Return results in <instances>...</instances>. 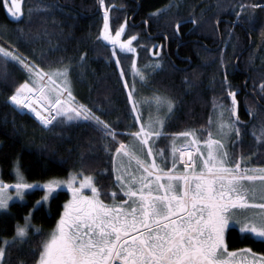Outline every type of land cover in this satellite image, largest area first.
<instances>
[{
  "label": "trees",
  "instance_id": "1",
  "mask_svg": "<svg viewBox=\"0 0 264 264\" xmlns=\"http://www.w3.org/2000/svg\"><path fill=\"white\" fill-rule=\"evenodd\" d=\"M104 3L110 30L115 32L124 24L129 31L124 35L136 37L132 42L139 66L155 59L151 48L153 51L161 48L162 56L158 58L161 67L145 74L150 88L176 101L167 131L173 134L195 129L204 137L206 131L201 130L210 129L215 109L230 108L232 98L228 92H235L240 133L230 136L229 152L234 161L245 157L244 166L264 168L261 87L264 0H104ZM254 4L260 7H251ZM23 5L25 18L11 22L0 0V29L9 38L5 45H12L15 48L12 52L43 70L70 63L69 78L75 100L62 95L61 98L74 107L86 105L116 130L117 140L124 142L125 134L133 132L135 125L110 46L98 39L103 24L100 0H23ZM36 7L39 9L33 10ZM36 11L39 14H33ZM128 54L117 53L121 64L127 65L126 78L132 58ZM6 69L20 82L35 80L17 62H7ZM48 87L45 95L54 99L57 92ZM13 93L0 78V180L13 182L15 163L19 161L27 182L66 178L70 173L82 171L94 176L102 191L119 192L113 187L115 145L92 125L93 120L57 123L63 120L57 117L53 122L56 127L49 131L32 115L14 109L8 99ZM105 145L110 146L109 151ZM57 193L47 206L33 209L31 223L42 229V234L30 230L27 243L8 248L5 264H19L20 260L33 264L37 259L34 251L55 227L63 205L69 200L67 191ZM42 195V191L28 192L24 201L11 203L0 213V240L14 235L16 226L23 224L24 217ZM225 242L228 251L249 248L264 254V242L240 234L236 228L227 231Z\"/></svg>",
  "mask_w": 264,
  "mask_h": 264
},
{
  "label": "snow or ice",
  "instance_id": "2",
  "mask_svg": "<svg viewBox=\"0 0 264 264\" xmlns=\"http://www.w3.org/2000/svg\"><path fill=\"white\" fill-rule=\"evenodd\" d=\"M22 2L11 0L9 3V0H4L9 14L17 20L23 16ZM100 3L103 5L104 0H100ZM251 7L260 5L254 4ZM241 8L243 10L244 6ZM104 20L101 37L115 46L124 30L123 26L112 36L107 11ZM135 39L133 36L127 42L120 43L121 51H134L131 42ZM113 55H116L115 51ZM0 57V63L15 61L22 65L30 77H35L34 83L39 84L45 76L51 83H54V76L62 78L64 88L57 91L54 99H48L45 95V86L29 87L27 81L19 85L8 98L18 108L34 112L45 129L51 131L56 127L53 122L57 117H66L68 122L83 118L93 120L104 137L117 140L116 130L86 105L64 107L67 101L61 100L62 92H67L68 97L75 100L70 88V63L51 72H44L34 62L26 63L19 55L3 46H0ZM116 63L119 65V60ZM132 67L143 81L146 78L144 73L135 63ZM145 67L156 71L161 64L156 61ZM261 87L264 89V85ZM34 91L40 93L37 98L39 101H46L42 107L49 113L47 116L37 111L25 95ZM228 95L232 97L233 105L228 111L231 116H235L236 93L229 91ZM151 99L156 106L155 119L150 116L139 130L129 132L132 138L129 144L117 141L119 147H116L112 155V171L115 174L113 187L119 192L102 191L91 175L83 176L79 187H76L77 176H82V171L70 173L65 181L52 179L44 184H29L25 182L19 161L14 167L16 183L9 185L0 180V211L6 210L12 199L8 195L10 188L15 190L20 200L24 199L25 190L44 191V195L36 201L35 210L43 207L50 198H55L58 189L63 190L66 186L71 192L72 198L63 205L64 211L55 229L41 240L39 248L34 251L38 258L33 264H234L236 253L229 252L225 243V234L229 229L238 227L240 234L264 242V168H242L246 158L241 156L234 161L226 143L221 139H213V133L208 129L201 130L207 132V139L202 141L207 149L205 156L198 146L201 138L197 130L192 129L174 134L188 139L189 143L178 148L173 142L172 168L165 172L156 163L150 139L165 135V120L173 113L176 101L160 95ZM56 105L61 107L57 108ZM162 108H166L164 117L159 115ZM50 109L55 111V115H51ZM133 110H136L135 105ZM231 116L225 121L221 111L217 122L219 136H239V118L232 120ZM140 119L136 117L137 122ZM105 150L109 151L110 146L105 145ZM177 152L179 161L184 165L182 174L174 173ZM141 153L153 157L151 162L141 158ZM156 154L161 158L164 156L163 150H157ZM196 154H199L198 158ZM118 157L121 161L119 164ZM124 158H127V163ZM132 161L136 165L134 170ZM86 188L91 190V195L84 194L82 190ZM119 193H123L127 199L119 197ZM102 196L110 199L111 203H105ZM249 212L250 215L247 214ZM24 220V226H16L11 240H0V264H5L8 248L27 243L30 230L36 235L42 234V229L32 225L31 214L24 217ZM241 252L251 255L252 259L247 264H264V256L257 258L251 249ZM19 264H25V261L20 260Z\"/></svg>",
  "mask_w": 264,
  "mask_h": 264
},
{
  "label": "rangeland",
  "instance_id": "3",
  "mask_svg": "<svg viewBox=\"0 0 264 264\" xmlns=\"http://www.w3.org/2000/svg\"><path fill=\"white\" fill-rule=\"evenodd\" d=\"M10 3V2H9ZM5 5V4H4ZM100 8H101V10H102V17H103V24H102V28H101V32H100V38H101V40H102V42H103V44H107V45H109L110 46V51H111V55L113 56V58L112 59H114L115 60V62L117 61V60H119L120 58H119V56L117 55V53L119 52V53H121V54H125V53H129L128 55H131V62L129 63V66H128V69L130 70L129 71V74H128V78H126V77H124V75L123 76H121V71H123V73H124V71H125V69H127V65L125 64V63H122L121 64V62L119 61V65L116 63V65H117V67H118V70H119V73H120V77H121V80H122V82H123V85L125 86V85H127V86H125V88H126V92H127V97H128V100H129V104H130V108H131V117H132V119H133V122L135 123V124H139L140 122H142V121H144V120H147V117H146V115H147V113H151L149 116H151L153 119H155V117H156V115H157V113H156V106H155V102L151 99L153 96H155V95H160V96H165V95H163V94H161V93H158V92H156V91H154L152 88H150L149 86H148V84H147V76H146V74H145V71H152V68H150V67H145L146 65H152V64H154L156 61H159V62H161L160 60H158V58L159 57H161L162 55H161V48L159 49L158 47H156L157 49H156V51H153V49L151 48V50L150 51H152L151 53H152V56H154V60L153 61H151V62H148V63H145V64H143L142 66H139V64H138V59H137V52H136V47L133 45V42H131V47L134 49V51H127V50H124V51H121V48H120V43H124V42H127L128 40H129V38L128 37H126L125 35H124V32L125 31H127V30H125V25L123 24V25H121V26H123V32L121 33V36L119 37V41H118V43L115 45V46H113L112 44H111V42L110 41H105V40H103V38L101 37V33H102V31H103V29H104V24H105V20H104V15H105V11H107L108 12V10H107V7H106V5H105V3H103V5H101V3H100ZM121 26L117 29V30H119L120 28H121ZM108 27H109V24H108ZM116 30V31H117ZM115 31V32H116ZM109 32H110V34L112 35V36H115V32H112L111 30H110V28H109ZM127 32H129V31H127ZM8 40H9V38L7 37V34H6V32H5V30H3V29H0V46H3V47H6V46H8V49L10 50V51H15V48L12 46V45H5L7 42H8ZM154 48V47H153ZM113 51H115V53H116V55L114 56L113 55ZM23 59V58H22ZM0 61H2V57H0ZM25 61H27L28 63H31V61L30 60H28V59H25ZM133 63H135V65H136V67L137 68H139L143 73H144V75H145V77H147V78H145L143 81L139 78V76H137L136 74H135V70L133 69V67H132V65H133ZM19 64V63H18ZM63 66H60V67H55V68H53V69H49V70H43L44 72H51V71H53V70H55V69H59V68H62ZM17 75H19V73H18V71H17V73H16ZM148 74V73H147ZM0 78H1V80L7 85V86H9L12 90H13V92H15V89L17 88V87H19V85H21V84H23V83H25V82H20L19 81V79L18 78H16L15 76H13V75H11L8 71H7V69H6V63H0ZM70 79V78H69ZM53 80H54V83H51V82H49V80H48V77L47 76H45V78H44V80H43V84L40 82L39 84H37V83H34V81L35 80H30L29 79V81H27L28 83H29V87H33V88H38V87H40L41 85H43V86H45V88H47V85L51 88L50 90H54L55 92H57V91H62L63 90V88H64V83H63V80H62V78H59V77H53ZM48 87V88H49ZM70 88H71V81H70ZM52 90V92H54ZM49 92V91H48ZM51 92V91H50ZM54 92V93H55ZM129 93H131V98L129 97ZM56 94V93H55ZM25 95L26 96H31V97H34L35 96V98H36V101H37V103L39 104V106H42V104H43V102H41V101H39L37 98L39 97V95H37V92L36 91H34V92H32V93H25ZM62 96L64 97V98H66V99H69V100H71L69 97H68V94H67V92H62ZM61 98V97H60ZM232 98V97H231ZM30 99H33V98H30ZM61 100L62 101H64L62 98H61ZM135 105V108H136V110L134 111L133 110V106ZM141 106H142V108H141ZM232 103H231V106H230V108H228V109H231L232 108ZM59 107H61V105H59V106H57V108H59ZM228 109L227 108H222L221 106H218L216 109H215V111H214V114H212L213 115V117H212V119H211V121H212V123L210 124V129L209 130H211L212 131V133H213V139H221L222 140V142H224V143H226V145H227V150L228 151H230L229 150V148H228V144H229V140H230V137L229 138H224V137H221V136H219L218 134H217V122H218V119H219V117H220V113H221V111H223V119L225 120V121H228L229 120V117L231 116V113L228 111ZM236 109H237V104L235 105V112H236ZM51 110V109H50ZM32 112V111H31ZM33 114H34V112H32ZM165 113H166V108H162L161 109V111L159 112V115L161 116V117H164V115H165ZM47 114H49V113H47ZM51 115H55V111L54 110H51ZM45 116H47V115H45ZM141 117V119H140V121L139 122H137L136 121V117ZM169 116H171V114H169ZM35 119H36V121L37 122H39L40 124H41V122L37 119V117L34 115L33 116ZM61 118H63V120H64V122H66V123H71V122H74V121H71V122H68L67 120H66V117H61ZM168 118V117H167ZM167 118H166V120H167ZM231 119L232 120H235L236 119V115L235 116H231ZM75 121H80V119L79 120H75ZM42 125V124H41ZM43 126V125H42ZM103 133V132H102ZM199 134H202V133H198L197 132V135L199 136ZM200 137V136H199ZM201 138V143L198 145L200 148H201V151L203 152V154L206 156V154H207V149H206V147H205V145L203 144V140L204 139H207V132L205 133V135H204V137H200ZM187 142H189V140H186ZM260 141V140H259ZM237 154H239L240 155V153L239 152H237ZM196 156H197V158L199 157V154H196ZM241 157V156H240ZM239 157V158H240ZM238 158V159H239ZM179 159V153L177 152L176 153V160H178ZM156 160V163L158 162V159H155ZM121 161H119L118 162V164L120 163ZM124 162L125 163H127V160H125L124 159ZM132 163V162H131ZM243 164V163H242ZM134 165H133V163H132V167H133ZM243 167H247V168H249V169H259L258 167H251V166H244V165H242V168ZM197 171H199V168H197ZM14 173V172H13ZM250 174H255V173H250ZM83 176H86V175H82V176H77V180H76V184H75V186L76 187H79V182L83 179ZM69 177V176H68ZM68 177H66V178H52V179H56V180H61V181H65V180H67L68 179ZM52 179H49V180H52ZM49 180H46V181H43V182H27V181H25L26 183H29V184H36V183H40V184H44V183H46L47 181H49ZM162 182H164V181H162ZM5 183V182H4ZM16 183V178H15V173H14V181L13 182H10V183H6V184H9V185H13V184H15ZM60 189H58L57 191H59ZM63 190H65V191H67L68 193H69V200H71V198H72V195H71V192L70 191H68L67 190V187L65 186L64 188H63ZM83 192H84V194L85 195H91V190L90 189H83L82 190ZM28 192H31V190H25V194L26 193H28ZM43 192V195H44V191H42ZM8 195H10L11 197H12V199L8 202V206L11 204V203H13V202H22V201H24V199L23 200H20L17 196H16V193H15V190L14 189H12V188H10L9 190H8ZM42 195V196H43ZM50 200V199H49ZM68 200V201H69ZM67 201V202H68ZM49 202V201H48ZM48 202H45L43 205L44 206H47V204H48ZM66 202V203H67ZM35 205H36V203L34 204V206H33V208L29 211V213L26 215V216H28L29 214H31L32 215V212H33V209L35 208ZM7 210V209H6ZM6 210H2V211H0V213L1 212H4V211H6ZM63 211H64V209H63ZM63 213V212H62ZM247 214H251V212H249V213H247ZM25 216V217H26ZM24 224H25V220H24V222H23V224H21L20 226H24ZM33 225V224H32ZM35 227V226H34ZM56 227V226H55ZM55 227L54 228H52L51 230H49L48 232H47V234L48 233H50L52 230H54L55 229ZM36 228V227H35ZM233 228H236L237 230H238V227H233ZM32 231V230H31ZM33 232V231H32ZM34 233V232H33ZM227 233V232H226ZM15 234V233H14ZM47 234H46V236H47ZM14 236V235H13ZM12 236V237H13ZM12 237L11 238H8V239H2V240H11L12 239ZM225 240H226V234H225ZM226 243V242H225ZM245 249H249V248H245ZM241 250H244V249H240V250H237V251H229V252H234V253H236V256H235V258H234V264H247V261L248 260H250V259H252V257H251V255L250 254H247V253H243V252H241ZM253 252V251H252ZM253 253H256L257 254V258H259V257H261V256H264V254H260V253H257V252H253ZM237 257H240V258H237ZM37 258H38V254H37Z\"/></svg>",
  "mask_w": 264,
  "mask_h": 264
},
{
  "label": "crops",
  "instance_id": "4",
  "mask_svg": "<svg viewBox=\"0 0 264 264\" xmlns=\"http://www.w3.org/2000/svg\"><path fill=\"white\" fill-rule=\"evenodd\" d=\"M141 108H142V106H141ZM150 114L151 113H147V115H146L147 120H144V121L140 122L139 124H135L134 123L135 126H134L133 131L139 130L141 124L144 123V122H146V121H148V119L150 117L149 116ZM169 119H170V116L168 115L167 120H165L164 129H163L165 135L161 136L158 139L155 138V137H153V138L150 139V144L153 146V152H154L155 159H158L157 165L161 169H163L165 172H167L168 169L172 168L173 157H172V154H171V147H172L173 142L175 143V145L178 148L180 146H182V145H187L189 143V142L186 141L188 139H185L184 137H180L178 135H174V134H178V133H181V132H184V131H188V130L184 129L181 132H176V133H173V134H170L167 131V125H168ZM128 133L125 134V137L123 139L124 140L123 143H125V144H129L131 142V140H132V138L128 135ZM119 142H121V141H119ZM112 144H114V143H112ZM114 145H115V149H116V147H119L116 144H114ZM157 150H163V153H164L163 158H161V156H159L158 154H156L157 153ZM145 152H146V149H145ZM114 153H115V150H114L113 154ZM141 158L146 159L148 162H151V160L153 159V157H148L144 153H141ZM124 159L127 160V158H124ZM119 161H120V158L118 157L117 158V164H118ZM176 161L177 162H176V167L174 169V173H176V174H182L184 172V165L182 163H180L179 160H176ZM132 163L134 165L132 167V169L134 170L135 167H136L135 161H132ZM169 164H170V166L168 167ZM112 168H113V162H112ZM113 177H114V180H115V174L114 173H113ZM165 180H166V177H165ZM119 194H120V196L123 197V193H119ZM124 198H127V197H124ZM237 258H240V257H237Z\"/></svg>",
  "mask_w": 264,
  "mask_h": 264
},
{
  "label": "bare ground",
  "instance_id": "5",
  "mask_svg": "<svg viewBox=\"0 0 264 264\" xmlns=\"http://www.w3.org/2000/svg\"><path fill=\"white\" fill-rule=\"evenodd\" d=\"M13 62H15V61H13ZM37 95H39V92H37ZM28 97H29V98H33V99H30V101H31L33 107H35V108L37 109V111H40L42 115H48V114H47L48 112L44 111L42 106H39V104H38L37 101H36L35 96H34V97L28 96ZM34 115L36 116L35 113H34ZM80 119L84 120L83 118H80ZM84 121L89 122V120H84ZM92 125H93L95 128L98 129V126H97L95 123L92 122ZM98 130H99V129H98ZM99 131H100V130H99ZM102 134H103V133H102ZM107 138H108L112 143L115 142V141L112 140L111 137H107ZM116 141H117V140H116ZM185 159H186V158H185Z\"/></svg>",
  "mask_w": 264,
  "mask_h": 264
},
{
  "label": "flooded vegetation",
  "instance_id": "6",
  "mask_svg": "<svg viewBox=\"0 0 264 264\" xmlns=\"http://www.w3.org/2000/svg\"><path fill=\"white\" fill-rule=\"evenodd\" d=\"M1 2H2V4H3V7H4V14H5V16L7 17V18H9L10 19V21L11 22H18L19 20H17L16 18H14V17H12L10 14H9V12H8V10H7V8L5 7V5H4V0H1ZM9 2H11V0H9ZM37 8V7H36ZM33 8V10H38L39 8ZM22 10H23V16H22V18L21 19H23V18H25V11H24V5H23V2H22ZM33 14H39V12H35V13H33ZM1 20V19H0ZM262 168V167H261ZM119 197H122V196H119ZM118 197V198H119ZM124 198V197H123ZM124 199H127V198H124ZM105 203H111V200L110 199H108V200H106L105 201ZM56 226V225H55Z\"/></svg>",
  "mask_w": 264,
  "mask_h": 264
},
{
  "label": "water",
  "instance_id": "7",
  "mask_svg": "<svg viewBox=\"0 0 264 264\" xmlns=\"http://www.w3.org/2000/svg\"><path fill=\"white\" fill-rule=\"evenodd\" d=\"M12 106L14 107V109H16V110H18L20 112H24V113H28L30 115H33V113L29 109H27V108L21 109V108H18L17 106H15L13 104H12Z\"/></svg>",
  "mask_w": 264,
  "mask_h": 264
}]
</instances>
